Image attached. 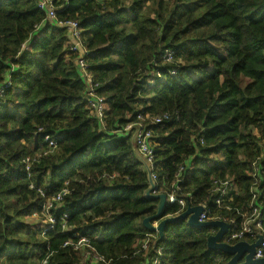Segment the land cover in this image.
Returning a JSON list of instances; mask_svg holds the SVG:
<instances>
[{
	"label": "trees",
	"instance_id": "obj_1",
	"mask_svg": "<svg viewBox=\"0 0 264 264\" xmlns=\"http://www.w3.org/2000/svg\"><path fill=\"white\" fill-rule=\"evenodd\" d=\"M56 1L58 19L80 25L104 120L67 30L47 19L40 0H0V89L12 86L0 97V263L154 264L162 250L160 264H228L229 255L208 248L215 230L187 222L168 225L162 241L144 248L154 233L143 221L159 201L144 196L149 181L135 124L171 115L148 124L158 192H168L183 166L181 190L191 205L207 201L211 217L240 223L235 211L217 208L212 185L232 181L236 191L225 204L246 210L251 166L260 159L264 201V0ZM167 50L172 62L163 58ZM46 135L60 141L45 156ZM39 155L28 172L23 161ZM66 188L55 229L42 219L28 223ZM180 210L168 204L164 218ZM75 236L87 237L104 262L65 247Z\"/></svg>",
	"mask_w": 264,
	"mask_h": 264
},
{
	"label": "built area",
	"instance_id": "obj_2",
	"mask_svg": "<svg viewBox=\"0 0 264 264\" xmlns=\"http://www.w3.org/2000/svg\"><path fill=\"white\" fill-rule=\"evenodd\" d=\"M56 0H40L39 8L46 13V17L49 21L55 22L56 26L59 28H64L67 30L69 35L72 37V45L70 46V51L77 56V64L79 66L80 71L83 73L84 78L87 81V85L89 87V95H90V103L92 104L93 108L97 116L99 117L100 121L103 123L104 115H105V107H104V100L98 98L95 94V87L97 84L94 83L93 77L91 73L88 71V62L87 57L89 54L88 49L86 47V43L83 40V33L80 28V25L74 21H60L57 17V12L60 9L56 5ZM175 52L171 50H167L164 54V59L166 62H172L174 60ZM171 74H176V71L172 72ZM11 83H6L0 89V97L3 96L7 89H10ZM171 119L170 114H165L164 116H156L150 117L148 119H144L142 116L139 117V123H136L137 126V133L134 135L136 138V148L138 150L139 155L146 161V163L150 166L153 172V178L157 182L158 176L154 172L155 162H156V153L155 148L152 144V129L149 128L148 124L152 123L154 125L162 124L165 121H169ZM134 125L128 126L127 129H130ZM127 131V130H126ZM45 132L42 129L39 130V133L36 135L41 137L42 134ZM60 138H52L49 135H46L42 144L46 145L47 152L44 155L53 154L58 147V143ZM42 155L33 158H26L23 163L26 165V169L30 172L32 165L37 162ZM184 167L180 166L179 171L176 174L174 181L168 184V192H162L167 195V202L170 205H179L181 208L180 212L177 215L183 213L188 203H190V199H192L191 194H184L181 190L182 184H184ZM260 159L254 162L251 166V178L253 181V186L251 189L252 200L250 203L249 208L246 210L234 209L231 206H226L225 202L227 199H231L232 194L236 191L235 184L230 180H215L212 185V192L216 197V206L219 210L223 211H235L236 215L241 217V222L238 223L236 219L226 220L223 216L218 217H211V209L209 208V204L207 201L200 206H202L205 211L200 217V222H208L214 220H223L231 225V228L228 234L224 237L223 241L225 243L234 245L239 242L247 241L248 238L253 240L254 243L258 239V235L262 234L264 237V201L260 199V196L257 192V187L260 182ZM31 190H37L34 185H31ZM42 196H45L43 190H37ZM71 194V190L66 188L52 199L48 200L45 205L44 217L45 220L43 221V226H48L50 230L55 229L57 225V218L56 215L53 213L55 211V207L58 206L57 204H61L64 202L65 198ZM63 230L67 231L69 228L68 222L70 220V216L68 213H64L61 217ZM48 229V230H49ZM48 230H44V235L48 232ZM157 234L147 235L146 242L144 244V248H147L148 242L157 239ZM76 239V241H75ZM248 242V241H247ZM250 243V242H249ZM65 247H73L76 251H82L84 256L87 260L90 257L100 260L104 262V259L99 258L101 254H97L94 247L92 246L90 240L85 236H75L74 240H69L64 244ZM163 253L162 250L159 251V256L155 260L154 264H160V260ZM256 259H263L264 258V240L257 249ZM43 264H47V260L43 262Z\"/></svg>",
	"mask_w": 264,
	"mask_h": 264
},
{
	"label": "water",
	"instance_id": "obj_3",
	"mask_svg": "<svg viewBox=\"0 0 264 264\" xmlns=\"http://www.w3.org/2000/svg\"><path fill=\"white\" fill-rule=\"evenodd\" d=\"M143 163L149 181V187L145 191L144 196L149 200L159 201L157 213L146 218L143 221V226L148 231L158 234L159 241L164 239L165 230L168 225L187 222V224L194 229L211 228L215 230V233L208 237V248L211 251H220L229 255L231 260L228 264H264V258H255L257 249L261 246L264 240L262 234L258 235V239L254 243H249L247 241L239 242L234 245L225 243L223 239L228 234L231 225L223 220L200 222V217L205 211L202 206H192L191 203H188V206L183 213L177 216L164 218V211L168 205L167 195L164 193H158L157 183L153 178L152 169L144 160Z\"/></svg>",
	"mask_w": 264,
	"mask_h": 264
},
{
	"label": "rangeland",
	"instance_id": "obj_4",
	"mask_svg": "<svg viewBox=\"0 0 264 264\" xmlns=\"http://www.w3.org/2000/svg\"><path fill=\"white\" fill-rule=\"evenodd\" d=\"M69 39L71 40L72 39V37L69 35ZM128 128V127H127ZM126 128V132H129V131H131V130H133L135 127L134 126H132L130 129H127ZM40 219H42L43 221L45 220V217L42 215V216H40V217H38V216H35V217H32V218H29V224H34V225H36V223H40ZM43 223V222H42ZM6 259H5V257L4 258H2L1 259V263L0 264H7L6 262Z\"/></svg>",
	"mask_w": 264,
	"mask_h": 264
},
{
	"label": "clouds",
	"instance_id": "obj_5",
	"mask_svg": "<svg viewBox=\"0 0 264 264\" xmlns=\"http://www.w3.org/2000/svg\"><path fill=\"white\" fill-rule=\"evenodd\" d=\"M59 138V137H58ZM141 157V156H140ZM142 158V157H141ZM142 160H144L143 158H142ZM145 161V160H144ZM146 162V161H145ZM152 175H153V172H152ZM157 183V182H156ZM158 193H162V192H158ZM165 194V193H164ZM177 216V215H176ZM171 217H173V216H171ZM215 233V232H214ZM213 233V234H214ZM154 234H156V233H154ZM158 235V234H157ZM159 237V236H158Z\"/></svg>",
	"mask_w": 264,
	"mask_h": 264
}]
</instances>
